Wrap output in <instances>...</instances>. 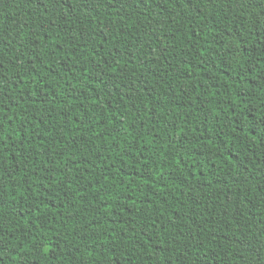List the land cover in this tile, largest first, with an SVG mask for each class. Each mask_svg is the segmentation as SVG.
<instances>
[{
	"label": "trees",
	"instance_id": "16d2710c",
	"mask_svg": "<svg viewBox=\"0 0 264 264\" xmlns=\"http://www.w3.org/2000/svg\"><path fill=\"white\" fill-rule=\"evenodd\" d=\"M0 264H264V0H0Z\"/></svg>",
	"mask_w": 264,
	"mask_h": 264
}]
</instances>
